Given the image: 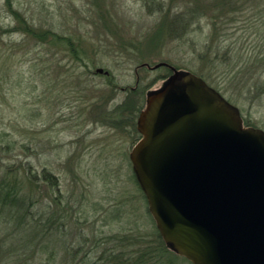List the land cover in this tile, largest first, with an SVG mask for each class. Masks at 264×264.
<instances>
[{
	"label": "rangeland",
	"instance_id": "374dc122",
	"mask_svg": "<svg viewBox=\"0 0 264 264\" xmlns=\"http://www.w3.org/2000/svg\"><path fill=\"white\" fill-rule=\"evenodd\" d=\"M166 4L0 0V189L15 180L23 192H34L26 223L36 218L42 230L25 245L28 234L5 228L1 213L0 264H116L113 255L135 249L130 243L137 239L153 245L155 221L129 158L138 139L135 122L127 116L115 128L104 114L125 99L144 107L173 75L167 66L142 64L166 62L180 74L200 73L194 47L206 43L209 25L202 20L186 40L164 33L156 41L153 33L167 19L155 8ZM230 31L239 47L246 33ZM239 53L249 54L236 48L230 56ZM99 67L108 73L96 72ZM229 78L217 73L210 82L239 108L243 123L264 130V94L255 98L249 91V72L242 82ZM19 163L38 174L37 187L25 182L24 167L7 170ZM46 171L58 178V190L47 188ZM168 256L155 263L167 264ZM173 257V264H191Z\"/></svg>",
	"mask_w": 264,
	"mask_h": 264
},
{
	"label": "water",
	"instance_id": "95a60500",
	"mask_svg": "<svg viewBox=\"0 0 264 264\" xmlns=\"http://www.w3.org/2000/svg\"><path fill=\"white\" fill-rule=\"evenodd\" d=\"M142 65L173 71L129 154L163 241L191 264H264V130L202 77Z\"/></svg>",
	"mask_w": 264,
	"mask_h": 264
},
{
	"label": "trees",
	"instance_id": "16d2710c",
	"mask_svg": "<svg viewBox=\"0 0 264 264\" xmlns=\"http://www.w3.org/2000/svg\"><path fill=\"white\" fill-rule=\"evenodd\" d=\"M163 1L167 3L166 6L159 5L155 9L164 13V19L167 20L161 22L158 30L153 33V39L156 41L161 40L160 38L165 33L167 38L186 40L192 32V27L205 20L209 25L207 41L203 45L201 43L200 46L194 47L203 63L197 67L200 72L198 76L202 77L209 85H212L210 79L214 74L220 73L221 76L230 77L229 80L234 79L237 82H242L245 78V72L246 74L249 72V79H246V81L252 80V84L248 88L249 91L252 90L254 92L255 98L263 96L264 78L260 73L264 72V28L262 27L261 29V25H264V0ZM235 28L243 30V34L246 33V38L239 43V47L234 46L237 43L236 41H230V37L234 33L230 30H236ZM237 39L241 40L242 36H237ZM236 48L243 49L249 54L239 53L238 58L233 59L230 54ZM70 52H72L73 59L78 62V59H80L78 50L73 44ZM212 87L214 86L212 85ZM214 88L222 91L219 86ZM128 100L125 99L111 110L109 109L110 112L107 109L105 110L104 117L110 119L112 121L111 125L115 126V128L118 127L119 122L124 121L125 123L124 119L127 116H131L135 122L139 110L143 107V102L133 106L130 104L132 101L128 102ZM244 123L252 126L247 120ZM134 130L136 131L135 128ZM21 166L24 167L23 177L25 182L28 185L37 187L38 174L32 170L29 163L28 165L19 163L16 167L11 165L7 170L12 173V171H16ZM42 177L47 188L58 190L59 183L56 176L46 171L43 172ZM18 184L22 185L21 182L13 180L5 187L1 186L0 214H5V219L2 221L5 228H13L14 231H23L28 234L25 236L29 237V241L25 242V245H28V242L31 244V240L34 243V233L39 234L42 230L36 229L37 226L39 228L41 225L36 218L30 220V224L26 223L29 221L27 218L29 209L35 202L36 194L32 191L24 190L23 192ZM35 189L33 188V190ZM13 218L14 221H11L10 219ZM45 231L47 232L48 230L46 229ZM45 235L47 234L45 233ZM130 244H136L135 249L130 252L119 251L113 255L111 261L116 264H156L155 262H157L159 257L169 253L167 264H173V259H175L173 256L177 254L163 241L157 228L151 248L147 245H142L138 239ZM25 245L22 244V247L27 249Z\"/></svg>",
	"mask_w": 264,
	"mask_h": 264
},
{
	"label": "flooded vegetation",
	"instance_id": "af4514ba",
	"mask_svg": "<svg viewBox=\"0 0 264 264\" xmlns=\"http://www.w3.org/2000/svg\"><path fill=\"white\" fill-rule=\"evenodd\" d=\"M143 109V108H142ZM139 111H141V110H139ZM139 113V112H138ZM137 116H138V114H137ZM137 116H136V119H137ZM134 128L136 129V133L138 134V139L141 137V135H140V133L138 132V130H137V127H136V121H135V126H134ZM138 139H136V141L135 142H137L138 141ZM129 154H130V152H129Z\"/></svg>",
	"mask_w": 264,
	"mask_h": 264
}]
</instances>
